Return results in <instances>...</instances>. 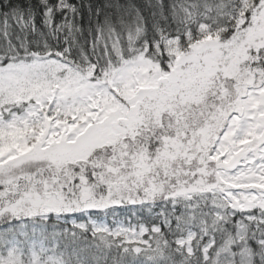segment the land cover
<instances>
[{"label":"snow or ice","instance_id":"6c2138e0","mask_svg":"<svg viewBox=\"0 0 264 264\" xmlns=\"http://www.w3.org/2000/svg\"><path fill=\"white\" fill-rule=\"evenodd\" d=\"M0 264H264V0H0Z\"/></svg>","mask_w":264,"mask_h":264}]
</instances>
